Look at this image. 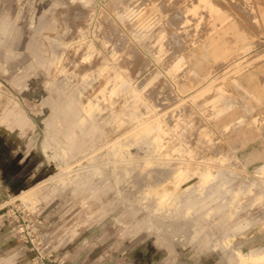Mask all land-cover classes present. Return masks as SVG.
Wrapping results in <instances>:
<instances>
[{
    "label": "rangeland",
    "instance_id": "rangeland-1",
    "mask_svg": "<svg viewBox=\"0 0 264 264\" xmlns=\"http://www.w3.org/2000/svg\"><path fill=\"white\" fill-rule=\"evenodd\" d=\"M261 16L0 0V227L25 204L66 264H264V110L239 80Z\"/></svg>",
    "mask_w": 264,
    "mask_h": 264
},
{
    "label": "crops",
    "instance_id": "crops-1",
    "mask_svg": "<svg viewBox=\"0 0 264 264\" xmlns=\"http://www.w3.org/2000/svg\"><path fill=\"white\" fill-rule=\"evenodd\" d=\"M262 9L261 19L264 21V0H256ZM241 90L253 96L254 104L264 110V59L247 68L239 78ZM7 162L0 163L3 171ZM13 195L12 186L0 184V199ZM27 252L24 245L18 241L7 227H0V264H27Z\"/></svg>",
    "mask_w": 264,
    "mask_h": 264
},
{
    "label": "built area",
    "instance_id": "built-area-1",
    "mask_svg": "<svg viewBox=\"0 0 264 264\" xmlns=\"http://www.w3.org/2000/svg\"><path fill=\"white\" fill-rule=\"evenodd\" d=\"M3 207V221L1 226L12 229L19 241L24 245L27 254L33 255L36 264H66L67 256L59 254L44 233V223L34 218L25 204L6 209Z\"/></svg>",
    "mask_w": 264,
    "mask_h": 264
},
{
    "label": "bare ground",
    "instance_id": "bare-ground-1",
    "mask_svg": "<svg viewBox=\"0 0 264 264\" xmlns=\"http://www.w3.org/2000/svg\"><path fill=\"white\" fill-rule=\"evenodd\" d=\"M27 194H29V192H27V193H26V192H24V195H27ZM24 195H23V196H24ZM4 207H5V206H4Z\"/></svg>",
    "mask_w": 264,
    "mask_h": 264
}]
</instances>
